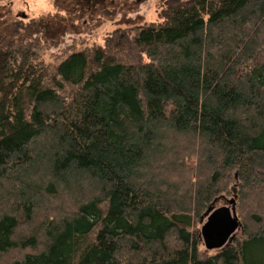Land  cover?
<instances>
[{
    "label": "trees",
    "instance_id": "obj_1",
    "mask_svg": "<svg viewBox=\"0 0 264 264\" xmlns=\"http://www.w3.org/2000/svg\"><path fill=\"white\" fill-rule=\"evenodd\" d=\"M130 41L50 76L0 48V264H264V0H190ZM220 197L241 236L203 258Z\"/></svg>",
    "mask_w": 264,
    "mask_h": 264
},
{
    "label": "rangeland",
    "instance_id": "obj_2",
    "mask_svg": "<svg viewBox=\"0 0 264 264\" xmlns=\"http://www.w3.org/2000/svg\"><path fill=\"white\" fill-rule=\"evenodd\" d=\"M189 1L91 0L88 5L85 0H0V48L10 41L26 44L37 52L49 76L69 53L104 46L106 42L110 55L120 54L126 58L135 52L130 38L138 27L161 23L171 8ZM122 33L126 38L117 48L115 38ZM228 201L229 198L220 197L211 206H227ZM236 212L240 214L237 207ZM202 216L194 218L193 231L198 236L199 254L204 258L217 250H208L203 244L200 236ZM241 232L239 227L235 238H239ZM29 251L32 249H12L1 261L9 263Z\"/></svg>",
    "mask_w": 264,
    "mask_h": 264
},
{
    "label": "water",
    "instance_id": "obj_3",
    "mask_svg": "<svg viewBox=\"0 0 264 264\" xmlns=\"http://www.w3.org/2000/svg\"><path fill=\"white\" fill-rule=\"evenodd\" d=\"M91 0H85L90 5ZM227 206H209L202 216L200 236L208 250L225 247L232 241L240 222L235 212V200L230 199Z\"/></svg>",
    "mask_w": 264,
    "mask_h": 264
}]
</instances>
